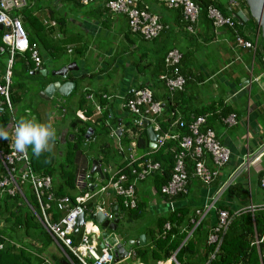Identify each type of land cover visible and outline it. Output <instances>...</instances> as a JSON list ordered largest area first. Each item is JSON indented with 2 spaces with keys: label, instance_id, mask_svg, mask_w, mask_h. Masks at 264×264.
<instances>
[{
  "label": "crops",
  "instance_id": "1",
  "mask_svg": "<svg viewBox=\"0 0 264 264\" xmlns=\"http://www.w3.org/2000/svg\"><path fill=\"white\" fill-rule=\"evenodd\" d=\"M38 1L41 7L35 13L39 16L40 23L48 37L53 42L63 41L62 38L67 39L61 44L66 54L65 61L62 55L60 58H55V67L51 66L47 70L42 61L41 68H45L46 75H49L50 70L74 61L78 69L67 73L68 77L70 76L74 81V88L67 95L71 98L70 104H65L64 99L56 94L43 99L38 95V92L45 84L36 86L37 82L33 81L31 88L24 90V94L28 105L34 102L36 105L24 107L18 116H16V109L14 113L15 117L19 119L35 117L40 122L50 121L54 125L57 139L51 152L56 156L55 160L58 163L63 160L66 141L72 140L74 134H79L82 130L85 132L87 128H91L88 136H83L82 143L85 146L87 144L94 145L95 149L84 148L83 151L80 149L76 152L73 160V169L76 173H89L92 160L99 161L100 169L105 165L113 168L107 162V155H111L110 147L116 153L113 154L117 155V164L113 169L124 168L125 159L130 152L127 148H125V153L122 149H117L118 152L115 149L122 145L118 136L124 130L128 131L124 125V122L128 120H125L124 116L128 114L121 108L122 98L127 95V92L131 94L135 88L146 86L152 91L153 98L163 103L166 90L162 82L157 79V75L161 72L162 57L170 48L184 53L185 57H182L180 61V69L185 76H188L189 82L186 86L190 84L191 88L186 89L185 86L182 94L178 96L177 99L181 105L177 110L186 120L194 110L205 108L204 112L207 115H205L203 126L211 129L220 143L227 147L230 152L229 161L220 170L217 178L208 185H204L190 176L186 193L182 195L176 194L172 197L161 195L156 191V182L153 177L147 178L148 192H143L146 198L138 197L135 189V201L141 206L140 214L133 218L127 215L126 211H119L117 208L118 223L115 234L122 237L125 235L124 241L131 240L133 242L130 245H125L127 254L117 261H113V264H178L174 259L178 248L173 252L169 251L167 256H163V248L155 247L157 239H161L169 229L165 227L166 224L169 227V224L167 222L160 224V220L177 208H186L187 214L185 222L177 226L176 234L171 235V239L179 238L183 234L179 244V246L183 245L182 247L186 240H192V247H198V249H195L191 256L184 254L183 260L185 261L188 257L195 259L198 263L204 259L205 247L209 244L206 238L210 228L215 224L217 206L223 205V209L229 212L242 209L233 206V204H237V200L231 194L229 195L235 201L232 206L230 198L216 204L221 194L213 205L210 204L211 199L217 196L214 193L219 184L234 168L245 162V156L250 159L258 155L257 159L251 162L248 172L243 174L246 188L247 183L249 187L252 177L255 185L259 187L257 174L260 171L264 173V124L261 125L258 120L259 117H262V123H264V67L261 66L259 60L253 57L254 52L251 49L236 45L233 33H230L228 27L213 25L210 27L206 20L198 14L193 24L194 31L193 29L188 31L184 27V22L178 19L177 10L165 6L159 0H139V4L144 5L149 12L156 14L158 20L165 25L158 36L150 40H144L138 34L130 33L125 15L110 13L104 6L105 0L90 2L91 8L85 14L74 13V6L63 0ZM214 1L220 5L222 11L234 16L236 21L241 19L238 21L241 26L239 30L247 37L250 31L247 24H250V21L247 19L248 11L241 1L237 0L234 5H230L229 0ZM60 10L61 12L58 13ZM60 16L65 18V24L62 23V20L60 23L55 20ZM207 19L211 20L208 16ZM245 21L247 24L244 23ZM52 22L54 25L51 24ZM250 28L255 31L254 27ZM81 49L84 52L82 55H78L77 52ZM90 52L93 53V56L90 55V57L94 63L91 61L92 67L88 70L85 62L86 56ZM189 55L192 56L188 58ZM33 71L34 69L29 72V75L34 77L39 74H35ZM52 79L56 80L58 77ZM80 99L83 101L82 104L79 103ZM100 99H104L105 107H108L115 119L113 120L115 123H112L109 118L103 119L102 124L109 127V131L114 132L118 119L123 130L112 137L107 135L110 137V145L109 142L106 143L110 147L103 148L104 152L99 149V144L104 142V138L97 135L100 123L96 119L101 116L102 110ZM44 103L47 105L46 109ZM97 106L99 110L96 109ZM231 113L235 115V122L228 124L225 119ZM131 119H133L132 116L129 121ZM147 150L135 155L134 147L131 154L140 157L147 155L149 152ZM156 171L159 172V170ZM61 179L62 176L57 171L53 177L51 176V185H57ZM102 181L99 176L94 177L91 181L93 189L88 191V199L83 204L85 207L82 213L84 217L99 210L96 209L98 201H101L100 206L104 214L111 213L109 208L112 206L117 207L111 189H107L101 195L98 192L99 186L95 189V185L99 183L101 185ZM70 192L71 197L78 194L75 189ZM96 196H100V199L91 201ZM260 203L262 204L264 201L261 200ZM196 209L201 210L199 215L194 212ZM199 217L202 218V226L193 230L191 221ZM82 221L85 222V226L81 224L82 222L79 224L74 233H77L75 241H78L81 234H86L88 242L95 244V251L99 253L102 247L98 245L99 240L95 239L97 231L93 221L91 223L88 218ZM3 224L0 222V226ZM43 230L45 229L43 228ZM19 238L22 239L20 236ZM12 241L13 243L10 242L12 245L21 247V242L16 239ZM25 243L34 245L32 248L28 247V251L36 253L40 251L38 255L49 258L52 264H57L53 259L64 264L62 247L57 246V252H54L49 247H40L39 241L28 240ZM210 254L207 257H210Z\"/></svg>",
  "mask_w": 264,
  "mask_h": 264
},
{
  "label": "built area",
  "instance_id": "2",
  "mask_svg": "<svg viewBox=\"0 0 264 264\" xmlns=\"http://www.w3.org/2000/svg\"><path fill=\"white\" fill-rule=\"evenodd\" d=\"M77 1L81 5H85L93 0ZM159 1L169 8H180L185 29L188 31L193 29L199 8L192 0ZM229 2L230 5H234L237 3V0H229ZM25 3L26 0H0L1 42L4 48L8 50L6 69L3 74L4 82L0 84V108L1 106H5L8 111L6 129L10 133V139H4L3 149L5 150H0V162L3 168V172L0 175V196L3 193L8 195L16 193L30 207L22 193L25 187L28 189L29 193L33 195L37 202L38 213L34 212L31 207L30 209L45 231L51 236L53 242L58 247L63 248L62 260L64 264H113V255L107 246H103L100 252L97 253L95 251V244L88 242L86 234H81L78 241L75 242L71 238V235L74 234L75 218L78 214L83 213L85 208L83 204L88 199L87 193L89 190L86 189H88L90 184L87 180L89 173H76L74 189L78 191V194L74 196L75 203H72L70 196L66 194L54 196L50 192V176L36 174L30 167V159H18L12 154L11 133L17 121L15 120L13 105L9 99L8 80L13 55L15 53L27 52L34 70L40 69L42 65L37 44L28 40L27 33L22 25V18L17 13L12 14L13 11L17 12L23 7ZM104 6L110 13L125 15L128 29L132 33L138 34L144 40L154 39L165 28V25L158 20L157 15L149 12L144 5L139 4V0H105ZM206 14L214 26L227 25L232 27L235 23L232 15L227 14L224 16L213 5L206 8ZM51 24L54 25L53 22ZM253 36H255L254 39L245 40L239 37V35H235L234 40L236 45L251 49L254 52L258 30L255 29ZM2 49L0 47V51ZM180 61L181 53L175 48H170L165 52L163 57V66L165 69L157 75V79L162 82L167 95H170L169 98L175 92L183 90L184 87L185 79L180 72ZM121 108L131 114L133 119L137 120L136 125H134L135 131L143 129L141 127V120L146 119L152 127V130L157 133L154 147H148L149 152L150 150H156L166 140L172 139L177 142L178 148L173 153V163L169 178L160 186V192L162 194L172 196L173 194L186 192L187 173L185 169V158L187 157L192 160L193 177H196L204 185L213 182L219 175L220 170L228 163L230 152L227 147L220 143L211 129L207 127L202 129L205 122L204 115H197L189 121L187 124L188 134L179 136L176 133L163 131L157 122V118L162 111V103L153 98L152 91L146 86L137 87L132 91L130 96L123 97ZM96 109L99 110V107L97 106ZM225 121L228 124L234 123L235 115L231 113ZM175 123L180 127L182 126V121L178 118L172 122V125ZM129 133L132 134L133 132L129 131ZM109 136H114L113 131L109 132ZM134 147V140H131L127 148L130 153L125 159L124 166L128 171L125 173L122 171L123 168L113 169L109 165H105V167L101 168V173L103 174L102 180L105 183L98 187V192H106L107 189H111L115 200L119 198L121 206L126 209H131L136 204L134 192L135 181L142 180L151 172L160 169L158 162L131 154ZM206 157L210 160L211 167L207 166ZM257 157L258 155L248 159V156H245V162L234 168L219 184L214 193L217 196L211 199V205L215 203L217 197L223 192L225 187L234 183L240 175L248 172L251 162L257 159ZM136 161L138 162L137 167L134 166ZM259 186L264 188V173L259 178ZM51 209L58 213L56 220H53ZM242 209L249 211L252 215V212L257 209L264 210V203L254 204L249 201ZM215 211L216 221L210 228L206 238L209 244H214V251L210 254V257H213L214 252L217 250L221 235L226 231L231 216L239 212V210L229 212L223 208H216ZM194 212L199 215L201 210L196 209ZM105 216L110 220L112 214L106 213ZM251 217L253 219V216ZM201 220V217L193 219L191 221L192 229ZM81 224L85 226L84 221ZM165 227L169 228L167 224ZM260 243H264V231L259 235L255 232L253 234L251 244L258 249ZM1 247L2 244L0 243ZM43 263L52 264V261L44 257Z\"/></svg>",
  "mask_w": 264,
  "mask_h": 264
},
{
  "label": "trees",
  "instance_id": "3",
  "mask_svg": "<svg viewBox=\"0 0 264 264\" xmlns=\"http://www.w3.org/2000/svg\"><path fill=\"white\" fill-rule=\"evenodd\" d=\"M37 1L38 0H32L30 2V0H26L25 5L21 7L17 12L13 11L12 14L17 13L23 19L22 22L25 23L28 22L29 30L28 31L25 30L27 33L28 40L30 42H35L37 44L39 55L42 61L44 58H47L48 56H51L50 58H54V59L60 58L63 55V53H65V51H63L62 46L53 42L48 37V34L47 32L44 31L42 25L41 26L39 25V28L37 30H33V31L30 30V27H33V22L31 21V18H35L33 13H35L36 10L40 9L41 7V5L39 4L37 5ZM63 1H66L76 6L80 5L77 0H63ZM192 1L199 8L198 14L206 20V23L210 27L213 24L211 20L207 19L206 16V8L208 6L213 5L224 16L227 15L219 7L220 5L216 3L214 0H192ZM240 1L242 5L247 9L244 1L243 0ZM31 8H34L32 12L29 11L31 10ZM176 10L178 13L177 15L178 19L182 20L181 9L179 8ZM27 12L31 14H28ZM50 14L52 17L51 11ZM247 19L250 21L251 25L246 23L247 20L244 23L249 25V28L251 26L255 28V24L251 23L254 22L252 17L249 15ZM55 20L58 23H60L61 20H65V18L60 16L58 18H55ZM233 20L235 21V23L232 27L227 25H221V26L228 27L230 33L232 32L234 37L235 35H239V37H241L242 39L251 40V36L246 37L239 30L241 26L238 21H241V19H238V21H236L233 16ZM129 32L132 33L130 30ZM253 34H254V30H253ZM1 35H2V30L0 29V47L3 48L2 51H0V84L4 82L3 74L6 69V60L8 58V50L4 48V45L1 42ZM258 37L261 39L259 32H258ZM261 42L263 44V53H260V51L256 47L253 53L254 54L253 57L259 60L261 66L264 67V42L262 41V39ZM83 52L84 50L81 49L79 52H77V54L82 55ZM190 56L192 55H189L188 58ZM163 57H162V65L160 70L161 72L164 71L165 69V67L163 66ZM182 57L183 58L185 57L184 53H181V60ZM17 60L20 63V69L22 75L26 74L27 72H30L33 69V64L29 60V56L27 52L15 53L13 55V62L10 67V74L8 80L9 99L12 104L16 103L18 100L14 88H20V86H22V84L19 83L18 81L14 82L12 80L13 72H14L13 66ZM180 72L182 73V69H180ZM183 77L185 79L183 90L175 92L170 98H169L170 95L168 96L166 92L162 103L161 114L157 118V122L161 130L169 133H176L179 136L188 134L187 124L192 118H194L197 115H204V116L207 115V113L204 112L205 108L204 109L200 108L194 110V112L190 114V116L186 120L183 119V116L181 117L179 110H177V108H180L179 105H181V103L177 98L180 94H182L186 84L189 82L188 76H185L183 74ZM24 90H27V88H25ZM130 95L131 94L127 92V95H125L124 97H128ZM100 100L101 101L99 103L101 104L102 110H101V116L96 119L97 122L100 123L97 131V135L99 137L106 138L108 137L107 135L109 134L110 131H109V127L102 124L103 119L109 118L112 121V123H115L113 121L115 119H113L114 117L108 111V107L107 106L105 107L104 99H100ZM79 103L81 104L83 103L82 99H80ZM176 118L182 121L181 127L178 126L177 123L172 125V122ZM15 120L18 121L19 118L15 117ZM7 123H8V111L5 106H1L0 127L6 128ZM124 125L126 126L125 128L130 127L129 128L130 131H132L134 134L133 133L130 134L129 131L126 132V130H124L118 136L121 144H123L126 148H128L131 138H134L135 150H137L140 153L147 150L148 149L147 139L144 129L135 131V127L130 125L129 120L125 121ZM203 128H206V126H203L202 129ZM83 136H84V131L82 130L80 131L79 134L76 135L74 134L72 140L66 141L65 149L63 152V160L60 163H58V161L55 160L56 156L52 152H45L39 157H34L32 156V152L29 149L30 167L36 174L40 176L47 175L50 176L51 178V176L53 177V175L58 171L60 176H62V179L58 182L57 185H51L50 192L54 196H60L63 194L70 196L69 192L71 190H74V179L76 172H74L73 169L74 167L73 160L76 152L80 151L81 149ZM105 147L108 148V144L106 143V141L99 144V149L101 152L104 150L103 148ZM3 148H4V139H0V150H2ZM177 148H178L177 142L175 140L169 139L166 140L162 145H160L156 150H150V152H148L147 155L141 156V158H149L152 161L159 163L160 166L159 172L157 171L151 172L149 176L153 177L154 181L156 182L155 184L156 191L161 195L164 194L160 192V186L169 178L170 169L173 163V153ZM4 150L5 149H3V151ZM206 159H207L206 160L207 166L211 167L210 160L207 157ZM137 163H138L137 161L134 163L135 167H137ZM185 169L187 173V182H188L189 177L190 176L193 177L192 160L188 157L185 158ZM2 170L3 168L0 163V175L3 172ZM122 171L126 173L128 170L126 167H124ZM262 174L263 171L258 172L257 174L258 179L261 177ZM194 178L198 180L196 177ZM244 181L245 180L243 175H240L237 181L235 180L234 183L229 184L227 187H225L223 192L227 191L229 194L233 195L234 198L237 200L243 199L244 196L248 193V188L245 187ZM257 184H259V181H257ZM134 192H135V186H134ZM22 193H23V197L26 199L31 209L34 212L38 213V205L33 195L29 193L26 187L24 188V190H22ZM182 194L184 193H180V195ZM175 195L176 194H173L172 196ZM119 201L120 199L117 198L116 205L119 211H126L127 215H130L133 218L140 214L141 206L138 204V202L135 204L133 208L126 209L121 206ZM71 202L75 203L74 197H71ZM30 207L16 193H14L13 195H8L6 193H3L0 196V222L4 223L3 225L0 226V243L2 244V247L0 248V264H46L41 262V259L43 260L44 257L38 255L40 254V251H38L37 253L33 251H28V247L30 246L34 247V245L29 243L27 244L22 243L20 244L21 247H19V246H14L10 243V242L13 243L12 241L13 239L16 240L20 239L19 238L20 236L21 238H26L27 240L30 241H35V242L39 241L40 247H46L47 246L46 241L50 242L52 240L51 236L45 230H43L42 226L40 225L33 211H31ZM217 207L224 208L223 205H219ZM51 212H52L53 220H56V218L58 217V213L54 212L52 209ZM186 214H187L186 208L183 209L177 208L174 209L173 212L168 214V216L160 220V224H164L167 222L169 224V229L161 239H157V241L155 242V247L163 248V256H167L169 254V251L173 252L175 249L178 248L174 254V259L178 264H196L197 261L195 259H190L187 256H186L187 259L185 261L183 260L184 254L185 255L189 254V256H191V253H194L195 249H198V247H192V240H186L184 247H182L183 245L179 246V244L183 234H181L179 238L171 239V235L174 236L176 234L177 226L180 225L182 222H185ZM251 216H253V219ZM201 222L202 220L199 221V223L195 226L193 230L199 229V227L202 226ZM263 231H264V210L257 209L254 212H252V215L247 210H243V209L239 210L237 214H233L231 216L229 225L226 231L221 235L220 243L218 245L217 250L214 252L213 257H207V256L209 255V253H212L214 251V244H207V246L205 247L206 252L204 253V259H202L199 262V264H203L204 262L205 264H264V243H260L258 245V249L253 244H251L254 232L259 235ZM42 235H44L45 240L42 238V241H40V237H42ZM76 236L77 233L71 235L73 242H75ZM33 259H36L38 262L34 263ZM53 261L56 262L57 264L58 263L61 264L60 261H55L54 259ZM171 264H175V263H171Z\"/></svg>",
  "mask_w": 264,
  "mask_h": 264
},
{
  "label": "water",
  "instance_id": "4",
  "mask_svg": "<svg viewBox=\"0 0 264 264\" xmlns=\"http://www.w3.org/2000/svg\"><path fill=\"white\" fill-rule=\"evenodd\" d=\"M246 7L248 14L252 17L255 25L258 28V32L260 34V37L262 41L264 42V0H243ZM23 20V19H22ZM1 29V26H0ZM78 66L75 64L74 61H71L69 63H66L57 69H52L49 71V75L53 78L58 77V79H50L49 81L45 82L44 87L40 89L38 92V95L43 97V99H47L52 97L54 94L59 95L61 97H66L74 88V81L73 79L68 75L67 73L72 70H77ZM35 74H40L41 76L46 75V69L40 68L33 71ZM38 85V84H35ZM110 111V110H108ZM142 125L141 127L144 129L147 139V146L148 147H154V141L157 137V133L152 130V127L149 125V122L146 119H142ZM137 120L131 119L130 125L134 126L136 125ZM117 128L114 130V135L119 134L122 130V126L117 119L116 122ZM135 127V126H134ZM130 127L127 128L128 131ZM123 131V130H122ZM91 132V128H87L84 132V137H87L88 134ZM97 160H92V165L89 170V175L87 177V180L90 182L88 186V190L93 189V185L91 181L94 177L99 176L103 178V174L101 173V169L98 165ZM101 201L97 202L96 209H99L98 211L91 213L87 216L89 220H91V223L93 221L97 234L95 236V239H98V245L99 247L107 246L110 248L114 261H117L119 258L124 257L127 254V249L125 245H130L133 241L131 240H123L125 235L122 237L121 235L115 234L116 226L118 223V215H117V207L112 206L109 208V210L112 213V217L110 220H108L103 213V209L100 206ZM85 219L82 213L78 214L75 218V228L73 233L76 232L79 224L82 222V220ZM141 236L139 237V239ZM136 244V242H135Z\"/></svg>",
  "mask_w": 264,
  "mask_h": 264
},
{
  "label": "rangeland",
  "instance_id": "5",
  "mask_svg": "<svg viewBox=\"0 0 264 264\" xmlns=\"http://www.w3.org/2000/svg\"><path fill=\"white\" fill-rule=\"evenodd\" d=\"M37 2L40 5V2L39 1H37ZM73 6H74L73 7L74 8L73 11H74V13H77V14H79V13L85 14V12L88 9L91 8V4H88V5H77V6L76 5H73ZM33 9L34 8H31V10H29V11L32 12ZM60 12H61V10L58 13H60ZM27 13L28 14H31L29 12H27ZM33 15L35 17V18H31V21L33 22V27H30V30H32V31L33 30H37L39 28V25L41 26L39 16L36 13H33ZM62 23L65 24L66 23V20H62ZM251 23L255 24L254 22H251ZM22 24H23L24 29L26 31H28L29 30V28H28V26H29L28 22H26V23L25 22H22ZM249 29H250V31H249V35L248 36H251V39H254L255 38V36H253V30L254 29H251V28H249ZM255 29L258 30V28H257L256 25H255ZM193 31H194V28H193ZM61 40H63V41H55V42L58 45L61 46L62 42L67 41V39H63V38ZM119 47H120V45H119ZM256 47L260 51V53H263V44H262L261 39L259 37H257V39H256ZM65 55L66 54L63 53L64 61L66 59ZM90 55L93 56V53L90 52L89 55L86 56V62H85L86 63V69H88V70L92 67L91 66V61H92V63H94V60L92 59V57H90ZM50 57L51 56H48L46 59H43V66H45L47 70H49V68L51 66H54V67L56 66V63L54 61L55 59L54 58H50ZM13 71L14 72H13L12 80L14 82H17L18 81L19 83L22 84V86H20V88H14L15 94L18 97V100H17L16 103H13V107H14V112H15V109H16V116H18V114L24 109V107H28V106H32V105L34 107L36 105V102H34L33 104L28 105L27 100L25 101L26 95L24 94L25 93L24 89L25 88H28V89L31 88V84H32L33 81H34V83L37 82L36 84H38V86H41L45 82H47L50 79H52L53 77H51L50 75L41 76L39 74L38 75H34V77H33L31 75H28L29 72H27V73L25 72L26 74H23L22 75L21 69H20V63H19L18 60L14 63ZM189 88H191V85L190 84L186 86V89H189ZM62 98L64 99L65 104L66 103H69L70 102V99H71L69 96L62 97ZM48 105H49V102H48ZM42 107H43V105H42ZM44 107H45V109L47 107V105L45 103H44ZM263 113H264V109H263ZM127 114L128 115H125L124 116L125 120H127V119L129 120L130 119L131 114H129V113H127ZM263 116H264V114H263ZM258 120H260L259 122L261 123V125L264 124V123H262V117H259ZM131 140H134V138H131ZM104 141L109 142V145H110V137H106V138L104 137ZM109 145H108V147H110ZM93 146L94 145L89 146V144H87L85 146L82 143L81 144V150L83 151L84 148L85 149L94 150L95 148ZM125 148L126 147L123 144L120 147H115L116 151H117V149H122L123 152L125 151ZM109 149L111 150V153H110L111 155H109V156L107 155V162H109V164L111 166H113V168H114L116 166V164H117L116 163V159H117L116 157H117V155H115L116 153H115V151H114V149L112 147H110ZM113 153H115V154H113ZM134 153H135V155H137L140 152H138L137 150H135ZM149 177L150 176L147 175L145 179L135 181V189H136V194H137L138 197L139 196H143L144 198H146V195H144L143 192H145V191L148 192V186H147V182L146 181H147V178H149ZM237 179L238 178H236V181H237ZM104 183H105V181L101 182V184H104ZM98 186H100V183L98 185H95V189H97ZM90 191L91 190H89V192ZM70 194H71V192H70ZM101 194H102V192L99 193V195H101ZM226 198H230V204L232 206V204L235 201L232 199V197L229 195V193L227 191H224L223 193H221V195L218 197V200H217V203L216 204L222 203L224 201V199H226ZM99 199H100V196H96L91 201H95V200L98 201ZM261 200L264 201V188H261L260 186L257 187L255 185V183L253 181V177H252V180H251L250 185L248 187V193L244 196V198L242 200H237V204H233V206L235 208H237V209H240V208H243L246 204H248L249 201L252 202V203H254V204H259ZM231 201H232V203H231ZM86 218H87V216H85V219ZM42 238L44 239V235H42V237H40V241H42ZM17 240L19 242H21V243H25L26 241H28L26 238L17 239ZM46 242H47V246L46 247H49V248L53 249L54 252H57V250H56L57 249V245L52 240L50 242L49 241H46ZM30 247L32 248V246H30ZM33 260H34V263L38 262L36 259H33ZM41 262L43 263V260L42 259H41ZM199 262H198V264H199Z\"/></svg>",
  "mask_w": 264,
  "mask_h": 264
},
{
  "label": "clouds",
  "instance_id": "6",
  "mask_svg": "<svg viewBox=\"0 0 264 264\" xmlns=\"http://www.w3.org/2000/svg\"><path fill=\"white\" fill-rule=\"evenodd\" d=\"M11 138L13 156L28 160L29 149L34 157L51 152L57 139V133L50 121L40 122L35 117H22L16 122ZM0 139H10V133L4 127H0Z\"/></svg>",
  "mask_w": 264,
  "mask_h": 264
}]
</instances>
